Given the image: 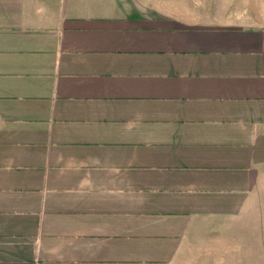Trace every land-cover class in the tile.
Listing matches in <instances>:
<instances>
[{
  "label": "crops",
  "instance_id": "0c3cea01",
  "mask_svg": "<svg viewBox=\"0 0 264 264\" xmlns=\"http://www.w3.org/2000/svg\"><path fill=\"white\" fill-rule=\"evenodd\" d=\"M0 264H264V0H0Z\"/></svg>",
  "mask_w": 264,
  "mask_h": 264
}]
</instances>
